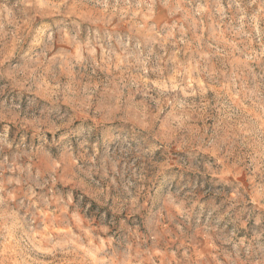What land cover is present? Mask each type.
<instances>
[{"label": "rangeland", "instance_id": "1", "mask_svg": "<svg viewBox=\"0 0 264 264\" xmlns=\"http://www.w3.org/2000/svg\"><path fill=\"white\" fill-rule=\"evenodd\" d=\"M0 264H264V0H0Z\"/></svg>", "mask_w": 264, "mask_h": 264}]
</instances>
